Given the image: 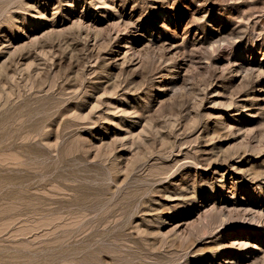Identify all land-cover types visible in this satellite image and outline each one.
Returning a JSON list of instances; mask_svg holds the SVG:
<instances>
[{"label": "rangeland", "instance_id": "1", "mask_svg": "<svg viewBox=\"0 0 264 264\" xmlns=\"http://www.w3.org/2000/svg\"><path fill=\"white\" fill-rule=\"evenodd\" d=\"M0 264H264V0H0Z\"/></svg>", "mask_w": 264, "mask_h": 264}]
</instances>
